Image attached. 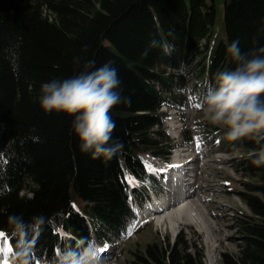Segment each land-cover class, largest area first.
Listing matches in <instances>:
<instances>
[{
  "label": "trees",
  "instance_id": "obj_1",
  "mask_svg": "<svg viewBox=\"0 0 264 264\" xmlns=\"http://www.w3.org/2000/svg\"><path fill=\"white\" fill-rule=\"evenodd\" d=\"M216 1L0 0V232L13 248L9 213H22L25 220L38 213L50 218L35 239L31 264H42L63 241L105 242L109 232H130L135 216L128 201H141L140 192L157 185L140 154L167 160L176 144L165 124L170 109L182 112L187 101L199 102L202 82L234 66L233 40L245 52L264 46V0H223L222 32L215 28ZM153 38L157 46H149ZM77 55L95 56L97 63L111 60L122 95L130 97L109 109L112 136L123 148L106 161L78 149L70 115L44 112L37 101L42 81L78 70ZM207 131L220 145L239 148L242 189L232 191L248 208L235 215L241 234L237 253L222 252L219 264H264V165L248 156L261 145L246 137L229 140L222 126L210 122ZM71 190L82 199V209L75 207ZM193 235L192 240L179 230L172 240L138 239L124 259L203 264L201 237Z\"/></svg>",
  "mask_w": 264,
  "mask_h": 264
},
{
  "label": "clouds",
  "instance_id": "obj_2",
  "mask_svg": "<svg viewBox=\"0 0 264 264\" xmlns=\"http://www.w3.org/2000/svg\"><path fill=\"white\" fill-rule=\"evenodd\" d=\"M159 43L153 38L149 46ZM229 49L234 66L218 71L214 80L202 82L201 119L222 126L229 140L255 139L261 146L248 156L253 164L264 165V46L259 52L249 50V54L241 50L237 39ZM15 57L13 54L14 68ZM73 61L78 66L74 73L41 82L38 104L44 112L70 115L69 131L77 137L78 149L93 158L109 160L123 148V142L112 136L115 120L109 109L116 103L130 102V97L122 95L117 68L111 60L97 63L95 56L85 59L77 55ZM31 138L39 139L36 135ZM48 222L50 218L42 213L33 214L30 220H25L22 213L7 215L10 235L15 238L9 252L13 264H31L35 239ZM100 247L94 238H81L75 245L69 243L42 258V264H102Z\"/></svg>",
  "mask_w": 264,
  "mask_h": 264
},
{
  "label": "rangeland",
  "instance_id": "obj_3",
  "mask_svg": "<svg viewBox=\"0 0 264 264\" xmlns=\"http://www.w3.org/2000/svg\"><path fill=\"white\" fill-rule=\"evenodd\" d=\"M216 4L215 28L216 31L222 32L223 0H217ZM197 104L200 105L198 102H190L181 113L176 112L174 109L171 110L170 116L166 118V124L169 136L178 142L177 147H190L193 145L199 150L196 155L197 158L187 161L184 170H186V173H192L190 174L191 178H189L191 184L188 186H190L191 191L189 192L188 201L193 200L190 203L191 210L194 218H197L200 222L186 218L182 214L183 216L179 220L172 216L171 220H173L174 226L171 227L167 216H164L162 221L158 222L156 216L153 215L151 219L147 220L148 222L144 227L135 233V236L133 235L128 238L129 240L127 239L128 241L126 240L124 246L120 249L123 255L117 256L106 264H127L124 259L128 258L127 248L132 247L136 240L139 239L143 244L145 240L151 241L156 238L165 240L166 235L172 240L178 229L188 234L192 240L194 239L193 233L201 237L200 244L203 250L201 260L203 264H219L217 256H220L222 252L227 254L237 253L241 234L235 226V214H238L241 208V210L248 211L241 197L236 192L230 191L234 187L237 189L242 188L243 174L237 163L239 162V148L233 146L230 149L221 146L217 141L210 140V133L207 131L208 121L201 119L202 111L200 107L196 106ZM186 137L192 138V142L185 143ZM140 156L147 168L151 169L154 166L156 160L150 154L141 153ZM190 165L197 168L192 167V170L195 169L194 171L187 170ZM160 173L161 169L158 168L156 173V179L158 180L160 179ZM128 179L130 180L129 176ZM167 183L168 181L160 179V190L158 192L154 191L157 195L152 194L150 190L146 197L143 193H140L139 196L142 202L148 204L150 196L151 201L159 199V201L165 203L169 202L172 199V193L163 195ZM71 193L74 205L78 209H82V199L75 191L71 190ZM169 198L171 199L169 200ZM131 206L136 210L138 209L134 202L131 203ZM204 223L205 226H203ZM206 224L211 226L208 227ZM0 250L3 251L2 248Z\"/></svg>",
  "mask_w": 264,
  "mask_h": 264
},
{
  "label": "bare ground",
  "instance_id": "obj_4",
  "mask_svg": "<svg viewBox=\"0 0 264 264\" xmlns=\"http://www.w3.org/2000/svg\"><path fill=\"white\" fill-rule=\"evenodd\" d=\"M198 148L196 146H192V147H181L179 151H175L172 153V159L170 161H168L167 163V167L174 169L176 168V161L178 160L179 163H187V161L190 160H194L197 158V153H198ZM185 157V158H184ZM187 160V161H183V160ZM183 163V164H184ZM183 167V166H182ZM194 167V165L192 166ZM195 168V167H194ZM191 169V167H190ZM177 172H179L180 174L183 172V170L181 168H176ZM192 170V169H191ZM186 180L183 183L182 186H184V188H186V193L184 194L183 197H172V199L167 202V203H163L162 201H158L155 200L152 203H149L147 205V213H150V211L153 212V215L156 216V220L158 222H161L162 219L164 218V216H167L169 218L170 221V226L173 227L174 226V222L173 220H171L172 216H175L177 220L182 218V214H184L186 216V218L189 219H195V221L197 220V218H194V214L192 213L191 210V202L193 200H189L188 201V197L190 195V186H187L189 184H191V179H189L191 176H183ZM187 186V187H186ZM200 222V220H197ZM205 221V220H203ZM203 223V222H202ZM208 224H210V222L207 221ZM206 224V225H208ZM203 225V224H201ZM205 226V223L204 225ZM211 225H208V227H210Z\"/></svg>",
  "mask_w": 264,
  "mask_h": 264
},
{
  "label": "snow or ice",
  "instance_id": "obj_5",
  "mask_svg": "<svg viewBox=\"0 0 264 264\" xmlns=\"http://www.w3.org/2000/svg\"><path fill=\"white\" fill-rule=\"evenodd\" d=\"M196 106L197 107H200L199 104H197ZM0 248H3L5 250H7V251H10L11 250V246L7 244L6 234L3 233V232H0Z\"/></svg>",
  "mask_w": 264,
  "mask_h": 264
}]
</instances>
